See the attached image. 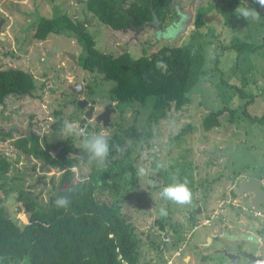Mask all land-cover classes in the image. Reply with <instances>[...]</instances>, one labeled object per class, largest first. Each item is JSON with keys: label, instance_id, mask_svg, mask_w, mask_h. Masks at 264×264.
Returning a JSON list of instances; mask_svg holds the SVG:
<instances>
[{"label": "rangeland", "instance_id": "obj_1", "mask_svg": "<svg viewBox=\"0 0 264 264\" xmlns=\"http://www.w3.org/2000/svg\"><path fill=\"white\" fill-rule=\"evenodd\" d=\"M241 2L250 12L245 17L243 30L237 25L233 30L222 28V17L213 9L204 15V25L200 31L204 33L211 28L216 37L211 38L209 35L211 43L204 74L192 87L189 103L178 110L170 109L156 123H146L144 117L141 121L140 127L146 135L137 159L140 180L137 193L122 202L121 210L133 223L140 239V257L148 264H178L173 256H177L181 248V258L187 264H213L223 257L219 253H210V248L222 245L231 248L233 242L220 238L204 245L205 235L227 230L251 233L257 237L255 242L239 241L242 250L239 264H264V207L257 209L258 213L252 208L243 210L239 197L230 196L231 188L236 186L235 177H231L233 173L239 172L238 179L260 176L264 187V119L262 123H251L243 117L242 108L238 105L244 99H238L226 87L228 83L240 86L245 80V90L259 94L252 98L250 104L244 105V110L252 115L264 116V93H261L264 92V60L257 53L237 55L227 51L218 56L214 68L213 51L218 54L219 45H226L231 35L246 36L247 41L258 44L264 34V20L257 8L258 0ZM174 3L186 14L183 20L186 23L176 25L171 36H162L164 30L176 21L170 23L166 19L163 30L155 26L144 27L137 32L113 31L85 9L84 0H0V68L13 67L29 72L37 87L33 97L7 95L0 102V157L4 156L10 164L0 176V206L19 225L24 223L29 213L23 204L29 206V200L39 205L45 204L51 186L49 178L53 176L52 181L55 182L59 172L20 153L12 144L14 138L34 132L46 142L52 143L71 135L76 143H80L79 134L84 135L87 127L97 128L93 133L99 137H110L113 133L120 134L117 124L128 128L134 123L132 117L135 108L122 107L120 112V108H114L116 102L108 100L106 91L113 82L81 67L79 55L82 48L74 38L65 33H49L43 40L33 37L37 17L65 14L73 20H85V28L92 35L97 48L113 55L127 50L137 56L142 49L146 53H153L162 44H177L185 40L193 29L196 8L207 3L220 6L222 1L174 0ZM180 26L183 29L179 30ZM52 48H59V51L45 56V51ZM63 51L73 52L75 61ZM220 79L225 81V85ZM76 84L81 85L78 92L74 89ZM80 98L93 102L94 110L89 118L84 116V107L75 106ZM107 103L112 105L113 110L109 113L108 123L102 125L95 120V115ZM221 106L235 107L234 121H228L227 114H224L218 126L202 130V116ZM57 109L61 111L62 121L66 124L59 131L50 128L55 120L52 112ZM81 118H84L82 122ZM80 126L83 128L82 133L79 132ZM186 126L178 138L179 132ZM126 143L128 145L129 140ZM136 152L137 148H134L132 154ZM152 156L156 158L159 170L171 176L173 195L170 197H162V179L151 173ZM186 160L189 163L185 164ZM182 164L189 167L185 172L193 180L192 188L179 185L177 175ZM74 172L79 177V174L87 172V166L82 164L81 169L74 168ZM19 204L23 209L18 210ZM214 211L218 219H222L212 221L209 225L202 224L205 216ZM157 218L165 220L164 229L161 230L156 223ZM171 225L180 230L181 240L175 249H170L157 261L159 257L149 243L152 240L156 243H161L160 240L165 242L163 233L171 236ZM201 240L203 244L196 246ZM206 250L210 253V259L202 261L200 255L207 253Z\"/></svg>", "mask_w": 264, "mask_h": 264}, {"label": "trees", "instance_id": "obj_2", "mask_svg": "<svg viewBox=\"0 0 264 264\" xmlns=\"http://www.w3.org/2000/svg\"><path fill=\"white\" fill-rule=\"evenodd\" d=\"M221 1L220 6L207 3L196 8L193 29L185 40L177 44H162L153 53L142 49L137 56L127 50L113 55L97 48L85 28V20H73L65 14L37 17L33 37L43 40L49 33H65L74 38L82 48V53L78 54L81 67L113 82L106 91L108 100L115 101L114 108H120V112L122 107L135 108L134 123L128 128L117 124L120 134L113 133L110 137H99L93 133L97 128L87 127L84 135L79 134L80 143H76L71 135L52 143L46 142L34 132L13 139L12 144L20 153L57 169L59 173L55 182L52 181L53 176L49 178L51 186L45 204L39 205L33 200H29V206L23 204L25 211L29 212L23 224L19 225L10 218L0 206V264H148L140 257V239L134 225L121 210L122 202L137 193L140 180L137 159L146 135L140 127L141 121L144 117L146 123H156L170 109L178 110L189 103L192 87L204 74L210 36L216 37L211 28L204 33L200 31L204 15L213 9L222 17V28L233 30L237 25L244 29L245 17L250 14L244 3L241 0ZM84 4L88 12L113 31L137 32L141 28L155 26L163 30L166 19L171 23L182 15L174 0H84ZM257 8L264 20V0H258ZM245 37L231 35L226 45H219L220 52L213 51L214 68L218 56L227 51L237 55L257 53L264 60V34L258 44H252ZM221 82L225 85V81ZM245 83L242 80L240 86L228 83L226 87L238 99H244L238 105L242 108L243 117L251 123H262L264 116L244 110V105L250 104L252 98L259 94L247 92ZM36 88L29 72L13 67L0 68V102L7 95L33 97ZM234 109L221 106L208 111L201 118L202 130L218 126L224 114H227L228 121H234ZM52 114L55 120L50 128L56 131L64 129L66 124L62 121L61 111L57 109ZM187 127L182 128L178 138ZM134 148H137L135 155L132 154ZM152 159L151 173L162 179V197L172 196L171 176L160 171L156 158L152 156ZM186 161L185 164L189 163ZM82 164L87 166V172L78 177L74 168L80 170ZM9 166V161L1 156L0 176ZM186 168L189 167L180 165L178 182L182 187L192 188L193 180L185 172ZM238 175L239 172L233 173L231 177L237 181ZM230 196H237L233 188ZM17 208L20 210L21 206ZM156 223L161 230L166 226L163 218H157ZM171 227V236L163 233L167 242L152 240L149 243L159 257L157 261L164 253L175 249L181 240L180 230L173 225ZM181 250L173 258L178 264H187L181 258ZM209 257L207 252L200 255V260L206 261Z\"/></svg>", "mask_w": 264, "mask_h": 264}, {"label": "water", "instance_id": "obj_3", "mask_svg": "<svg viewBox=\"0 0 264 264\" xmlns=\"http://www.w3.org/2000/svg\"><path fill=\"white\" fill-rule=\"evenodd\" d=\"M177 10L179 9L176 6ZM182 17V15L180 16V18L171 24V26L167 27L166 30H164V33L162 34V36H171L172 32L177 28L176 25H180V23L185 24L186 21L180 20ZM181 24V25H182ZM179 30L183 29V27H179ZM59 48H52L50 50L45 51V56H49L51 53L53 52H58ZM63 53L69 58L71 59L73 62L75 61V54L73 52H68V51H63ZM75 92L80 91L81 89V85L80 84H76L74 86ZM76 106L78 108H85L84 111V116L89 118L92 115V112L94 110V105L93 104H89L88 101L85 98H80L77 99L76 101ZM113 110V107L110 103H107L100 112H98L95 115V120L96 121H100L102 125H106L108 123L109 120V113ZM84 120V118L80 119V122H82ZM234 193L237 195H250L248 197V206L254 209H259L260 205H264V190L261 188L260 186V180L256 179V178H245V177H240L236 183V186L234 188ZM20 205V204H19ZM21 206V205H20ZM21 209H23V207L21 206ZM199 211V207L196 208V212ZM221 237H224L226 239L229 240H233L237 237H240L242 239L245 240H249V241H256V236H254L253 234H244L241 233L238 236L237 235H229L227 234L225 231L220 232L219 234ZM207 241H209V238H207ZM223 253L227 258L231 259L229 264H232V262L235 260V258L238 257V255L227 252L225 248H221V249H210V253Z\"/></svg>", "mask_w": 264, "mask_h": 264}, {"label": "flooded vegetation", "instance_id": "obj_4", "mask_svg": "<svg viewBox=\"0 0 264 264\" xmlns=\"http://www.w3.org/2000/svg\"><path fill=\"white\" fill-rule=\"evenodd\" d=\"M86 100H88V99H86ZM91 101H88V103L89 104H91L90 103ZM93 104V103H92ZM245 178H247V177H245ZM249 178H254V177H249ZM257 179V178H256ZM259 180V179H258ZM237 183V182H236ZM260 186H261V188L264 190V187H263V184L260 182ZM237 195V194H236ZM238 197H239V200H240V202H241V204H242V207L244 208L243 210H249L251 207H249L248 206V197L250 196V195H237ZM252 209H254V208H252ZM229 210V209H228ZM256 210V209H255ZM257 213H258V210H257ZM237 214H238V216L240 215V213H238L237 212ZM242 215V214H241ZM251 215H252V213H251ZM251 215H246V216H248V218H250V217H252ZM243 216H244V213H243ZM233 226V225H232ZM231 230H232V227H231ZM222 232V231H221ZM226 233L227 234H229V235H239V234H241V233H243L242 231H229V230H227L226 231ZM220 232L219 233H217V234H214V233H210V242H212V240H214V239H223L224 237H221L220 235ZM244 234H251V233H244ZM257 238V237H256ZM224 239H226V238H224ZM238 239H240V240H238ZM242 240H244L245 241V239H242V238H240V237H237V238H235V239H233V240H229V239H227L226 241L227 242H233V247H228L227 245H222V246H216V247H214V248H217V249H221V248H225L226 249V251L227 252H230V253H233V254H236V255H238V257L237 258H235V260L232 262V264H239L240 263V261L242 260V250H240V246L238 245ZM257 240V239H256ZM240 241V242H239ZM246 241H249V240H246ZM251 242V241H250ZM253 242H255V241H253ZM238 245V246H237ZM213 248V249H214ZM210 249H212V248H210ZM219 254H221V256L223 257V259L222 260H217L216 262H214L213 264H229L231 261V259H229V258H227L223 253H219Z\"/></svg>", "mask_w": 264, "mask_h": 264}, {"label": "built area", "instance_id": "obj_5", "mask_svg": "<svg viewBox=\"0 0 264 264\" xmlns=\"http://www.w3.org/2000/svg\"><path fill=\"white\" fill-rule=\"evenodd\" d=\"M82 131H83V128L82 127H80L79 128V132H81L82 133ZM234 184H236V180L234 181ZM218 215H216L215 214V211L213 212V214H210V215H208V216H205V219L202 221V224H204V225H206V224H210L212 221L214 222V221H218L219 219H222V218H219L218 219V217H217ZM165 240H167L166 238H164ZM179 249V248H178ZM177 254H178V252H177ZM176 254V255H177Z\"/></svg>", "mask_w": 264, "mask_h": 264}, {"label": "crops", "instance_id": "obj_6", "mask_svg": "<svg viewBox=\"0 0 264 264\" xmlns=\"http://www.w3.org/2000/svg\"><path fill=\"white\" fill-rule=\"evenodd\" d=\"M181 11V13H182V17H181V19L180 20H184L186 17V14H184L183 12H182V10H180ZM177 36V35H176ZM254 178H256V177H254ZM258 179V178H257ZM237 182V181H236ZM260 207H261V205H260ZM259 207V208H260ZM257 210V209H256ZM259 210V209H258ZM206 236V243L204 244V245H206V244H208V242L210 241V237L209 236H207V235H205ZM207 238H209V241H207ZM194 244V243H193ZM203 244V242H202V240H201V242L200 243H198L196 246H199V245H202ZM195 246V247H196ZM195 247H193V248H195ZM206 252H207V250H206Z\"/></svg>", "mask_w": 264, "mask_h": 264}]
</instances>
